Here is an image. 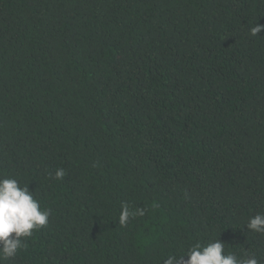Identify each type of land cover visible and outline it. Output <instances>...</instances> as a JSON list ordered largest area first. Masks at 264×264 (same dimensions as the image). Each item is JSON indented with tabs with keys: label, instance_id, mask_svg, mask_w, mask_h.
I'll return each mask as SVG.
<instances>
[{
	"label": "trees",
	"instance_id": "obj_1",
	"mask_svg": "<svg viewBox=\"0 0 264 264\" xmlns=\"http://www.w3.org/2000/svg\"><path fill=\"white\" fill-rule=\"evenodd\" d=\"M256 23L264 0H0V179L51 210L2 264H159L215 239L264 264ZM122 203L145 214L122 226Z\"/></svg>",
	"mask_w": 264,
	"mask_h": 264
},
{
	"label": "clouds",
	"instance_id": "obj_2",
	"mask_svg": "<svg viewBox=\"0 0 264 264\" xmlns=\"http://www.w3.org/2000/svg\"><path fill=\"white\" fill-rule=\"evenodd\" d=\"M264 25L256 23L250 34L258 35ZM65 170L55 171L57 179H63ZM51 210L41 207L35 193L28 184L22 185L15 178L0 179V264L3 260L15 257L25 247V239L33 231L48 225ZM144 210L132 211L127 203H122L119 223L126 225L130 217L143 216ZM251 231L264 233V213H257L246 223ZM187 256V259H185ZM159 264H261L255 253L241 258L234 252H226L225 244L218 239L206 244H192L185 252L169 251L159 259Z\"/></svg>",
	"mask_w": 264,
	"mask_h": 264
}]
</instances>
